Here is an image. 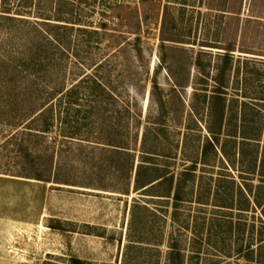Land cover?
I'll return each mask as SVG.
<instances>
[{"label": "rangeland", "instance_id": "1", "mask_svg": "<svg viewBox=\"0 0 264 264\" xmlns=\"http://www.w3.org/2000/svg\"><path fill=\"white\" fill-rule=\"evenodd\" d=\"M60 1L33 0L32 12L54 16ZM68 2L96 31L77 24L69 55L54 52L60 69L37 81L50 129L22 118L37 96H0V264H172V248L184 264H264V1L243 0L240 19L217 9L234 0ZM226 38L238 48L211 161L178 203L135 191L141 161L178 174L198 158ZM85 72L111 93L48 96Z\"/></svg>", "mask_w": 264, "mask_h": 264}, {"label": "trees", "instance_id": "2", "mask_svg": "<svg viewBox=\"0 0 264 264\" xmlns=\"http://www.w3.org/2000/svg\"><path fill=\"white\" fill-rule=\"evenodd\" d=\"M10 1L0 0V36L2 34H8L7 42L10 43V45L7 42L0 44V96L5 93L4 86L9 87V93L11 92L13 96H37L35 98L37 102L31 104L30 110L23 114L22 118L27 121V124L35 123L36 130L39 132H46L50 129L51 125L53 102L44 101L42 104H38L40 99L38 96L45 95L44 84H39L37 81H39L41 76H49L51 73L54 74L56 70L60 69V66L55 64L54 52L57 51L59 45L69 55V51L73 46L71 32L77 24L80 30L88 33L96 30L89 31L88 28L82 27L79 23L75 22L79 19L77 16H68V12L63 11L64 5L69 7L70 4L68 1L70 0H61L59 8L54 12V16H40L43 15L41 8L38 13L32 12L33 0H22L15 4H11ZM228 5L224 2L217 9L222 11V14H229L232 18L240 19L243 0H234L233 6ZM32 14L40 15L35 16ZM253 15L257 20L262 16L261 14ZM2 44H5V49L3 50H1ZM222 45L218 47L223 49L221 64L218 67L217 74L219 81L215 85L213 94L211 95L212 118L209 125L211 134L201 145L197 156L198 158L192 160V164L183 168L178 174L169 170L168 166L161 168L158 165L153 166V164L147 163L148 161L146 160L141 161L136 169L134 179L135 191L159 198L165 197L173 199L175 203H178L183 200L184 190L192 180L193 175H195L199 162L207 165L208 161H211L210 152H215L220 143L219 131L222 129L224 122L226 86L225 80H221V77L230 69L234 52L238 48L236 39L226 38V41L224 40ZM5 53H8L10 56H4L6 55ZM17 56L18 60L15 59ZM24 73L27 74V77L29 76L34 79L32 81L25 80ZM108 90L109 88L98 80L94 74L85 72L72 85L66 86L63 89L61 88L60 90H53V92H49L48 96L66 95L72 98L70 102L75 101L76 103L81 96L102 97L107 95ZM109 92L111 93L110 90ZM242 118L245 121L246 116L243 114ZM246 133V130H244L242 134L243 138L247 137L245 136ZM106 145L108 147L117 146L112 140H109V143ZM119 147L121 148V145ZM153 153L145 152L149 156ZM130 165V171L132 172L134 170V162L132 161ZM262 175L264 176V172ZM35 178L47 180L41 171L36 172ZM129 183L130 180L128 187L130 185ZM129 190L130 188H125L123 193L128 194ZM172 249V264H184L181 252L176 251L175 248ZM73 261L74 264H85L80 258H73Z\"/></svg>", "mask_w": 264, "mask_h": 264}]
</instances>
